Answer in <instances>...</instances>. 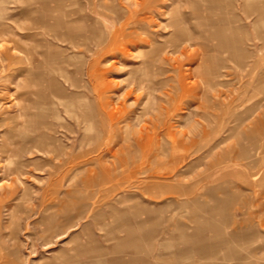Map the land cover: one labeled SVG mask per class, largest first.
<instances>
[{
	"label": "rangeland",
	"instance_id": "rangeland-1",
	"mask_svg": "<svg viewBox=\"0 0 264 264\" xmlns=\"http://www.w3.org/2000/svg\"><path fill=\"white\" fill-rule=\"evenodd\" d=\"M260 15L0 0V264H264Z\"/></svg>",
	"mask_w": 264,
	"mask_h": 264
},
{
	"label": "crops",
	"instance_id": "crops-1",
	"mask_svg": "<svg viewBox=\"0 0 264 264\" xmlns=\"http://www.w3.org/2000/svg\"><path fill=\"white\" fill-rule=\"evenodd\" d=\"M246 220L244 219V222H245ZM248 221V220H247ZM243 221H242V223H244ZM246 223H249V222H246ZM239 226V227H238ZM241 229H244V230H241ZM249 232H247L246 230H245V228H243V226L240 224L239 225V223L237 222V221H235V223H234V227H232V234L233 235H235V236H237V237H240V238H243V239H246L247 237H249L251 234H253V233H251V234H248ZM221 243H223V242H221ZM228 249H230L229 250V253L230 254H232L231 256H232V258L233 257H237V258H239V259H244L242 256H239L238 254H236V252L232 249V248H228Z\"/></svg>",
	"mask_w": 264,
	"mask_h": 264
},
{
	"label": "bare ground",
	"instance_id": "bare-ground-1",
	"mask_svg": "<svg viewBox=\"0 0 264 264\" xmlns=\"http://www.w3.org/2000/svg\"><path fill=\"white\" fill-rule=\"evenodd\" d=\"M247 4V3H246ZM256 6V5H255ZM252 9H253V7H252ZM256 9V8H255ZM254 10V9H253ZM261 17H263V19H264V16L263 15H260ZM263 23H264V20H263ZM257 25V24H256ZM181 40V39H180ZM223 43V42H222ZM256 65H257V62H255V64H254V66L253 67H256ZM221 66H219V67H217L216 69H214V73H216L217 71H219V70H221ZM104 99V98H103ZM121 120V119H120ZM235 120V119H234ZM45 121V120H44ZM137 121V120H136ZM40 123V122H39ZM51 123V122H50ZM238 123V122H237ZM45 124V123H44ZM46 129V128H45ZM49 129V128H48ZM238 157H239V155H238ZM241 159H242V157H241ZM252 160V159H251ZM250 161V160H249ZM264 170V169H263ZM254 172V171H253ZM251 173V172H250ZM255 173V172H254ZM252 176H255V175H252ZM244 178V177H243ZM259 180V179H258Z\"/></svg>",
	"mask_w": 264,
	"mask_h": 264
}]
</instances>
